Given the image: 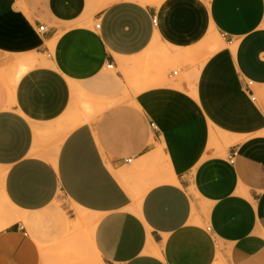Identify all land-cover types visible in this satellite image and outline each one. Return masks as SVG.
I'll use <instances>...</instances> for the list:
<instances>
[{"label":"crops","instance_id":"0c3cea01","mask_svg":"<svg viewBox=\"0 0 264 264\" xmlns=\"http://www.w3.org/2000/svg\"><path fill=\"white\" fill-rule=\"evenodd\" d=\"M0 264H264V0H0Z\"/></svg>","mask_w":264,"mask_h":264},{"label":"built area","instance_id":"2783aa9c","mask_svg":"<svg viewBox=\"0 0 264 264\" xmlns=\"http://www.w3.org/2000/svg\"><path fill=\"white\" fill-rule=\"evenodd\" d=\"M154 22H155V20H154ZM100 26H99V24L96 26V28H99ZM45 26H40L39 27V31L40 32H45ZM108 68L109 69H111V68H113V65L112 64H110L109 66H108ZM174 74H177V71H175L174 72ZM251 82H249L248 83V86H251ZM252 100H255V97L254 96H252ZM236 156H237V151L236 150H233L232 152H231V155H230V161L231 162H234V160H235V158H236Z\"/></svg>","mask_w":264,"mask_h":264},{"label":"bare ground","instance_id":"6f19581e","mask_svg":"<svg viewBox=\"0 0 264 264\" xmlns=\"http://www.w3.org/2000/svg\"><path fill=\"white\" fill-rule=\"evenodd\" d=\"M26 63L25 66H23L20 71L17 73V77L21 76L24 71L28 68L29 65H34L37 63V61L33 58V57H30L28 59H26Z\"/></svg>","mask_w":264,"mask_h":264},{"label":"rangeland","instance_id":"374dc122","mask_svg":"<svg viewBox=\"0 0 264 264\" xmlns=\"http://www.w3.org/2000/svg\"><path fill=\"white\" fill-rule=\"evenodd\" d=\"M176 69H177V68H176ZM176 69H175V70H176Z\"/></svg>","mask_w":264,"mask_h":264}]
</instances>
